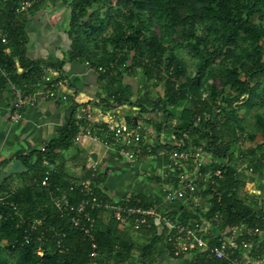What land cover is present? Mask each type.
<instances>
[{"label":"trees","instance_id":"16d2710c","mask_svg":"<svg viewBox=\"0 0 264 264\" xmlns=\"http://www.w3.org/2000/svg\"><path fill=\"white\" fill-rule=\"evenodd\" d=\"M22 1L0 0V65L14 83L32 90L46 72L61 75L65 62L48 64L28 58L27 13L17 12ZM62 1L71 9L72 45L67 61L88 59L96 67L114 64L115 79L119 80L121 70L141 71L149 85L164 87L158 100L149 99L146 93L134 101L120 87L110 101L100 100L97 106H105V111L124 105L148 114L162 111L166 122L158 131H166L177 143L166 144L167 148H203L213 162L211 177L202 191V197L209 200V211L188 208L179 201L163 205L162 197L144 195L138 197V206L146 210L160 206L161 214H181L183 220L221 214L223 221L215 234L241 224L264 230V214L257 213L245 196L248 171L244 168L248 163L251 174L264 172V0ZM181 52L192 59L191 71ZM164 69H173L174 76L162 78ZM217 79L221 88L212 83ZM5 87L6 80L0 78V90ZM255 106V126L247 134L243 150L240 144L246 130L242 112ZM173 121L176 126H172ZM80 130L72 117L58 140L22 159L38 174V183L45 177L43 163L55 164ZM12 179L2 181L0 177V198H7V203H0V264H93L95 251L99 254L96 264H160L157 248L165 235L159 236L154 228L147 231L150 240L137 247L117 222L103 229L99 224L94 250L72 222L61 217L52 200L67 196L77 202L78 188L70 191L73 186L60 187L59 191L51 177L48 188L31 180L15 191L10 186ZM101 216L102 212L96 213L98 221ZM35 219L43 226L29 245H23L29 222ZM193 255L190 264H225L208 260L199 251Z\"/></svg>","mask_w":264,"mask_h":264},{"label":"crops","instance_id":"0c3cea01","mask_svg":"<svg viewBox=\"0 0 264 264\" xmlns=\"http://www.w3.org/2000/svg\"><path fill=\"white\" fill-rule=\"evenodd\" d=\"M70 14L69 5L62 0H42L36 8L27 13L28 58L48 64L65 62L61 74L63 78L61 79L60 74L54 75L56 81L61 80L65 85L61 84L55 99L43 100L40 97L36 107L26 110L23 119L16 124L10 121L14 95L7 87L0 90V177L3 178L9 166L17 160L23 164L27 172L13 176L10 186L17 191L31 180L38 184L36 179L38 174L30 171L22 161L25 156L33 151L44 150L51 142L58 140L60 131L72 117L78 120L86 112L90 115L93 126L108 127V117L113 115L114 125L128 127L131 136L136 133L141 136L140 140L125 137V143L130 141L128 148L136 150L139 147L152 146L153 157L127 162L119 153L121 146L107 147L97 141L83 138L63 152L55 164L45 161L43 168L51 171V177L54 178L56 185H59L57 189L59 191H62L60 187L66 189L69 186H73L72 189L69 187L70 191H73L81 181L95 173L107 197L123 200L131 196L144 195L163 199L160 186L167 183L163 178L196 176L190 164H186L182 172L170 171L171 150L166 144L175 146L177 143L166 131H158V127L166 122L164 113L162 111L143 113L129 105L108 111H105L103 105L97 106L100 100L110 101L111 96L120 87L128 92L129 98L133 101L143 98L146 93H149V99L158 100L164 95L163 85L157 87L149 85L141 71L128 73L121 70L122 79L119 80L115 79L117 73L105 77L87 66L88 59L77 58L67 61L72 45L69 36ZM176 125L177 122L173 121L172 126ZM92 155H96L95 160L92 159ZM204 161L201 176L197 178L211 177L212 170L209 167L213 162L207 155ZM246 191L248 204L257 213L264 214V172L259 176L247 173ZM203 199L206 202L202 201L200 206L209 211V200ZM52 200L55 198L52 197ZM112 221L108 213L102 212L100 229L106 228ZM121 229L127 239L132 240L137 247L151 238L147 233L150 229L136 230L131 227ZM154 229L159 236L165 235L157 248L159 263L181 264L174 262L166 252L164 227L157 222ZM257 243L256 248L264 264V234Z\"/></svg>","mask_w":264,"mask_h":264},{"label":"built area","instance_id":"2783aa9c","mask_svg":"<svg viewBox=\"0 0 264 264\" xmlns=\"http://www.w3.org/2000/svg\"><path fill=\"white\" fill-rule=\"evenodd\" d=\"M41 0H25L20 3L18 13L31 12ZM0 35H3L0 26ZM9 52V50L7 51ZM87 66L94 68L102 75H115L116 66L111 64L108 67H96L90 61ZM60 73L56 71L46 72L40 80V85L32 90H27L14 83L9 73L0 65V78L6 80V87L14 95V102L11 111L10 121L12 124L18 123L23 119L24 113L29 108H35L41 97L43 100L55 99L59 89L64 82L56 81L54 75ZM173 69H164L162 78L169 79L174 75ZM61 76V75H60ZM63 77H61L62 79ZM155 80L154 83H157ZM203 98H207L205 94ZM114 116L108 117V127L93 126L91 117L85 112L77 121L80 131L73 140L77 144L81 139L97 141L107 147L121 146L120 155L127 162H137L147 157H153L154 148L152 146L139 147L136 150L128 148L129 142L125 143V137L140 140V134L129 135L128 127L114 125ZM85 126V127H84ZM170 171L182 172L186 164H190L194 170V178H163L167 183H162L160 191L163 196V205H169L172 202L179 201L182 205L207 212L201 208L202 191L208 183L209 178H197L201 176V170L205 165L206 156L203 148L195 151L171 150ZM244 168L252 173L248 164ZM95 170V169H94ZM169 171V172H170ZM170 175V173H168ZM51 171H46L45 177L39 182L40 186L48 188L50 186ZM77 188L79 190V200L72 201L67 196H62L54 200V207L61 214L62 218L69 219L73 227L78 229L87 242L96 249V233L99 228V221L96 217L98 212H106L111 220L117 222L121 227H131L136 230L153 229L156 223H160L166 234V252L174 262L181 264H190L193 262V253L201 252L205 254L208 260H217L225 264H262V256L258 254V241L264 234V230L250 227L248 225H236L221 230L215 234L223 221L221 214L210 217L200 216L198 219L183 220L181 214L163 215L159 212L160 206H154L148 210L139 207V196L127 197L123 200H117L107 197L102 191L101 184L97 181V175L93 173L90 178L81 181ZM7 198H0V203H7ZM17 210L13 204H9ZM180 212V211H179ZM178 212V213H179ZM43 226L41 220L35 219L29 222L28 228L23 237V245H29L34 234ZM61 242H59V245ZM99 254L93 252L91 258L96 264V258Z\"/></svg>","mask_w":264,"mask_h":264},{"label":"rangeland","instance_id":"374dc122","mask_svg":"<svg viewBox=\"0 0 264 264\" xmlns=\"http://www.w3.org/2000/svg\"><path fill=\"white\" fill-rule=\"evenodd\" d=\"M106 7V5H104ZM107 9V7L105 8ZM155 32L157 34H159V30L158 29H155ZM181 57L182 59H184L188 64V69L189 71H191V68H192V59L189 57L188 53L186 52H181ZM216 87L218 88H221V82L219 79H217L215 82H212ZM243 105V102H241L239 104V106H242ZM258 111V108L255 106L254 108H251V109H244V111L242 112V116L245 117V121H244V127H245V132L243 135L242 138H244L243 140L241 139V144H240V147L243 149V150H246L247 148V144H248V139L246 138L247 137V134L249 132H251L255 126V119H254V114L255 112Z\"/></svg>","mask_w":264,"mask_h":264},{"label":"water","instance_id":"95a60500","mask_svg":"<svg viewBox=\"0 0 264 264\" xmlns=\"http://www.w3.org/2000/svg\"><path fill=\"white\" fill-rule=\"evenodd\" d=\"M93 160L96 159V155H92L91 156ZM27 170H25L23 164L20 162V161H14L13 164L11 166H9L8 168V172L6 173L5 176H3L2 178V181L5 179V178H10L12 176H15V175H20V174H23V173H26Z\"/></svg>","mask_w":264,"mask_h":264}]
</instances>
